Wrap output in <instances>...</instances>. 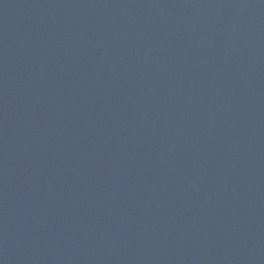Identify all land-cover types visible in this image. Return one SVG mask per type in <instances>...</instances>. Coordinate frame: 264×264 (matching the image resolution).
<instances>
[{
  "label": "water",
  "instance_id": "95a60500",
  "mask_svg": "<svg viewBox=\"0 0 264 264\" xmlns=\"http://www.w3.org/2000/svg\"><path fill=\"white\" fill-rule=\"evenodd\" d=\"M0 264H264V0H0Z\"/></svg>",
  "mask_w": 264,
  "mask_h": 264
}]
</instances>
